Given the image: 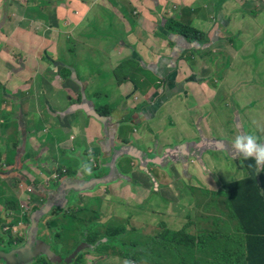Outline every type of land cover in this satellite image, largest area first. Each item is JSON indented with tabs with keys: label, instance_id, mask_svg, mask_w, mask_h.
<instances>
[{
	"label": "rangeland",
	"instance_id": "obj_1",
	"mask_svg": "<svg viewBox=\"0 0 264 264\" xmlns=\"http://www.w3.org/2000/svg\"><path fill=\"white\" fill-rule=\"evenodd\" d=\"M17 1L27 6L20 22L21 26L29 32L35 30L32 33L39 35L41 39L44 38L43 44L47 38V45H41L46 48L47 51L50 45L54 47L49 58L51 59V63L46 65L45 72L43 71V73H41L39 71L37 74L39 76H37L36 79L40 86L36 87V85H33L28 87V84L31 83V79L25 78L22 82L25 86L20 87L26 99H28L20 102V114L23 118L29 114L28 119H33V123L37 122V125L33 126L35 131H33L32 134L29 131H21L22 135L18 134V137L21 138L19 145L20 147L24 146L26 149H30L32 155L38 156V147L36 146V148L35 145L32 146L34 141L40 144V147L47 149V155L45 154L43 160L39 159V161L35 163L33 166L35 168L28 166L27 169H24L21 167L22 161L19 162V167L16 164L10 166L7 165L5 161H0V194L1 192L5 193L3 197H0V249L10 250L14 247L13 249L16 250L24 246L29 236L32 235L34 237L37 235V240L31 241L30 246H36L37 242L41 241L45 244L51 256L62 258V263L60 264H66L68 258L76 250L77 253L74 259H77V264H151L142 258H135L134 256L137 252L130 253L131 249L133 247V249H135L136 246H141L142 244L145 249L151 246L152 241L149 240L148 237L150 236L152 227L161 229V231L156 233H162L163 230L166 229H182L184 224L190 220L189 216H186V213L178 214V220H170L169 217L176 218V212L172 208L166 207L163 210L160 207H156L155 209H150L149 203L152 201V198L148 202L143 199L138 201L137 196H134L135 200L129 203L127 199H125V201H121V199L117 200V198H119L117 191L113 188L109 189L107 185L98 191L90 192L89 196L85 195L81 197L80 195H73L66 204H60L57 201L55 211L53 210L54 213L52 215H47V212L40 211L48 202L47 195L42 194L38 187L28 185V183L33 181V177H35L38 182H41L42 177L39 174L41 172L40 165L44 164L45 167L48 168V166L52 164L54 167H57L52 158H55L56 153H59V150L63 147L69 148V151L63 149L65 155H68L73 160H79L77 169L81 167L82 163H90L91 170L104 174L108 172V169L102 168L101 164L89 153L95 147H97L99 152L101 151L102 147L100 145H98V147L96 142H99L100 139H104L106 137L105 133L103 137L98 138L96 142L94 141V145L88 144L86 148L83 145L81 147H76L80 138L78 131L81 133L84 132V128L88 131L94 127H85L84 123L81 121L85 115L78 116L75 114V111L83 112V110H81L82 108L74 111L72 106L74 104L80 105L82 100L86 98L89 110L93 111L95 114H99V111H103V109L108 110L110 107L112 108V106L116 107L120 101H122L124 96L120 94L118 86L122 88L123 92H126L132 89L129 83L135 82L137 90H139L146 79L150 80L151 83L155 82V78L152 75L153 73L150 70L148 71L146 66L143 67L139 64V57L136 55L145 57L147 53L152 52L150 50H152V43L155 40V36L166 34L165 37H168V35L176 33L164 28L166 20L173 19L174 16L178 15L175 14L176 11H174L176 2L178 4L187 2L192 3L193 7L190 5L183 6L185 8H183L184 17L182 21L201 30L203 34H206V36L204 34L205 41L195 42L192 39V43L184 44V47H186L184 49V57L191 60L194 70L192 71L193 74L196 75L204 72V78H208L210 83L213 82L215 87L224 85L228 83V81L236 82L237 84H243L244 81V87L242 85V90L240 91L239 88L238 91H240L241 101L243 100V102L248 104H246L245 107L247 109H245L243 113V118L248 119L249 122L246 125V130L248 133L262 136L263 140L264 134L260 133V130L264 129V121L257 124L253 122L255 120L258 122L259 119L264 117V36L261 38L258 37V35L264 32V8L262 9L261 0H224L220 7L218 4H221L222 0H216V3L206 8L203 6L204 0H163L165 2V6L163 7L153 6V3L157 0H0V5L4 8V6L9 7L13 3L16 7L15 2ZM208 1L211 2L212 0ZM247 2H250V6H247ZM117 3H121V6L118 10H115ZM104 6H107L106 9ZM67 7L75 12L74 14L78 16V18H82L77 24V19H71L70 14L68 15L69 9H65ZM230 7H233V9H231L229 13ZM193 9L197 12H193ZM147 10L151 12L149 13ZM109 13L112 17L107 23L108 25H99L98 22L100 19L108 16ZM119 16H121L123 22L121 24L116 22ZM7 17L11 20V16ZM144 17L148 18L141 22H137L138 18L142 19ZM243 17H245L244 23ZM228 18H230V20H227ZM92 19L96 21L89 26L88 24L92 22ZM226 21L234 27L243 28V36L240 37L233 28L225 23ZM5 25H7L8 28H13L12 25ZM108 27L118 36L121 41L120 43H122L125 48H133L136 54L133 55L134 53L128 51L127 54H122L116 58L119 63L116 67V70L118 69L117 75H115V72L109 73L106 71L97 73L96 68H92L86 64L89 60V64H95L92 60L94 52H91L94 50L90 49L91 51H89L85 48L80 50L81 44L79 41L81 39L89 33L95 32V30H98V32L107 31ZM173 27H176L175 23L172 25V28ZM42 29H44V31L40 32ZM130 30L133 32L132 34ZM231 38H234V40H231ZM93 39V35H88L87 44H93ZM243 39L246 47L244 50ZM129 41L133 42L134 45ZM137 42L139 44H137ZM168 43L171 45L170 40ZM172 43V45H175L177 41L173 40ZM153 45L157 46L156 44ZM69 46H74L75 48L70 50ZM56 49L58 50L56 51ZM60 51L63 52L65 58L68 57L72 65L56 64V62L59 61V57L62 55ZM76 52L79 56L75 55L77 59H74L73 53L76 54ZM169 52L168 56L173 54L174 48ZM226 52L228 55L222 60L224 64H226V62L230 63L228 69L224 70L222 74L216 73V75L212 71L206 70L207 64L217 63L215 57H220L221 59ZM80 56L83 60L82 63L78 62ZM191 56L193 57L190 58ZM97 58L99 60L100 55H97ZM151 58H153V55H151ZM75 60L82 67V72L78 74L74 73L77 80L73 79L72 81L69 78L73 74L72 70H75L72 67L73 61ZM173 60L175 61V59ZM171 63L173 62L171 61ZM90 68L92 70H90ZM222 68L223 66L218 65V69ZM247 68L249 69L247 70ZM25 71L26 70H23L24 74L26 73ZM11 74L16 81L19 79L18 76L21 75L20 72H11ZM65 76L67 78H65ZM193 77L194 76L191 75L186 81H193ZM56 78L60 80L58 85L54 84ZM162 78L164 77L160 76V78H158L160 80L158 91L164 94L163 86L167 84V79ZM91 80L92 82H88ZM68 82L72 83V88L65 87ZM108 84H112V87H108ZM19 94L17 95L19 96ZM158 94L160 95V93ZM15 98L16 96L10 100H15ZM228 98L232 99V102H228L229 105L232 103V106H227L226 100H224L223 97L219 100L216 99L214 103L211 104V117H209L207 124L209 127L208 129H211L214 133L227 136L226 140L229 139L228 136L231 133L241 135L237 117L232 120L233 114L230 112L233 108V104L236 102L231 95H228ZM176 100L178 101V98L168 99L162 106L155 104V106H158L156 112L159 116L165 117L180 113V111L177 112L171 109V103ZM27 102L29 103L27 104ZM0 104L2 103L0 102ZM106 105L110 106L105 108ZM70 108L72 111L69 110ZM112 110H109L110 113H112ZM238 113L241 114L242 111ZM139 119L140 118L135 119V126L136 121ZM93 120L103 128V124L101 125L100 121L96 118H93ZM107 120L108 116H106V121ZM227 120H229V122ZM4 122H6L5 119ZM116 123L114 122V125H116ZM15 127H20V124L18 123ZM196 128L197 133H200L201 128ZM226 130L227 133L225 132ZM14 137L15 135H13V139ZM170 138L173 139L174 137ZM110 139L111 138H106L107 142L110 141ZM111 147L115 150L117 148L114 138ZM7 152L10 156L11 154H14V156L17 154L15 150ZM220 153L222 152L215 153L214 157H218L217 155ZM224 155V160L228 163L223 164L222 162L224 161L219 163V171L215 181L217 188L222 182L225 183L232 178L236 179L249 175L247 163H243L242 174V171L236 169L235 163L232 162L225 153ZM74 167L75 163L71 165L72 169ZM29 168H32V170L29 171ZM51 170L54 171V169ZM124 170L127 171L128 169L124 167ZM71 172L72 170L70 173ZM47 175L50 177L48 171ZM124 177L126 179L128 178L126 175H124ZM152 179L153 176L150 175L148 180H150L151 185L149 184L148 189H150L151 186V190L155 188ZM130 182H133V186H140L139 182L124 180V183H126L125 187H129ZM178 185H180L181 190H185L183 181H180ZM141 190L142 189L137 188V192ZM108 191L111 197L104 196ZM97 194H100L99 197L103 200V204L98 200L93 201L96 210L91 206L88 198ZM131 195L132 194H130V196ZM145 195L146 192L144 194L139 193L138 196L144 197ZM223 197L224 198L219 199L222 201L218 202L215 209L217 214L224 218V223L218 225L222 220L221 218H217L211 231L220 233L223 236L229 233L232 238L238 239L241 233L238 231L239 225L237 220L232 214V204L227 194L223 195ZM87 203L91 211L82 210L84 204ZM115 203H118L120 206H116ZM155 204L160 205V200L153 199V205ZM163 216L164 219L167 220L166 223L162 221ZM190 216H192V213ZM117 223L121 226V232L119 234L116 233V229L119 226ZM109 224L112 229L111 235H108L106 232L100 234L102 237L109 239V241L106 242V245H109V247L102 250V253L99 255L95 253V251H87V241L80 240L78 242L80 234L84 229L100 231L104 230ZM132 228L136 231H132ZM107 230L108 228H106V231ZM232 233H236L237 235L233 236ZM43 234L48 235L47 242L41 240ZM194 236H197V234ZM99 242L100 241L94 243V248H100L101 245H105ZM167 245L169 246V243H167ZM238 246L239 244L235 247L238 249ZM145 249L144 252L146 251ZM171 252H174L175 255L178 253L175 250ZM140 254L138 255L140 256ZM34 255L35 253L29 256V252H26L24 254L25 264H57L49 262L47 259L48 256L37 258L33 257ZM91 255L99 256V258L89 257ZM178 256L180 260L185 257L182 254ZM81 257H84L85 260H81ZM174 257L175 256H170V260L168 261L170 262ZM0 264L8 263L0 259ZM69 264H72V262Z\"/></svg>",
	"mask_w": 264,
	"mask_h": 264
},
{
	"label": "crops",
	"instance_id": "obj_2",
	"mask_svg": "<svg viewBox=\"0 0 264 264\" xmlns=\"http://www.w3.org/2000/svg\"><path fill=\"white\" fill-rule=\"evenodd\" d=\"M163 2V0H157L153 3V6L163 7L165 6V2ZM223 2L224 0H222L221 4H218V6L220 7ZM15 3L16 7L13 3L9 7L4 6V8L0 5V102L2 103L0 104V161H5L6 164L10 166H14L16 164L18 167L19 162L22 161L21 167L27 169L28 166L33 167L35 163L39 161V159L43 160L45 158V154L47 155V149L40 147V144H37L33 141L32 146H37L39 152L38 156H35L31 154L30 149H26L24 146L20 147L19 145L21 138L18 137V134L22 135L21 131H29L32 134V132L35 131L33 126L37 125V122L33 123V119H28L29 114H27L25 118H23L20 114V102L28 100L26 99V96L20 87L25 86L24 83H22L25 78L31 79V83L28 84V87L33 85H36V87L40 86L37 83L36 77L39 76L37 74L39 71L41 73H43V71L45 72L46 65L51 63V59L49 58L54 47L53 45H50L49 50L47 51V49L43 47L47 45V38L43 44L44 38L41 39L39 35L32 33L35 30L29 32L27 29L21 26L20 22L24 16L27 6L26 4L18 3V1ZM214 3H216V0H212L211 2L204 0L203 6L204 8L210 7ZM260 3L262 4L263 9L264 0H261ZM116 5L117 6L115 7V10H118V8L121 6V3H117ZM175 5L176 7L174 11H176L175 14L178 15L181 13L184 15V5H190L193 7L192 3L189 2L183 4H178L176 2ZM247 6H250V2H247ZM106 7L107 6H104L105 9ZM65 9L67 10L69 7ZM231 9H233V7H230L229 13ZM147 11L149 13L151 12L150 10ZM193 12L197 11L193 9ZM74 13L75 12L72 10H68V15L70 14L71 19L76 18L77 24L82 18H78V16H76ZM7 16H11V20H9ZM111 17L112 16L109 13L108 16L101 18L98 24L104 26L110 21ZM146 18L148 17H144L142 19L138 18L137 22H141ZM244 19L245 17H243V23L245 22ZM227 20H230V18ZM95 21V19H92V22L88 25L91 26ZM116 22L120 24L123 23L121 16L116 19ZM225 23L233 28L240 37L243 36V28L234 27L230 25L228 21ZM5 24L12 25L13 28H8ZM44 29H42L40 32L44 31ZM130 32L131 34L133 33L131 30ZM263 33L258 35V37L261 38L264 36ZM88 35L94 36L93 44H87ZM88 35L79 41L81 44L80 50L83 48L89 51H91L90 49L94 50L91 52H94L92 60L95 64H89L90 60L87 61L86 64L92 68H96L97 73L102 71L109 73L113 72V70L119 65L116 58L122 54H127L128 51L134 53L133 55H136L133 48H125V46L120 43L121 41L118 36L112 32L109 27L107 31L98 32V30H95V32L89 33ZM161 35L162 36H155V40L152 43V50H150L152 52L147 53L145 57L136 55L139 57V64L143 67L146 66V69L153 73L152 75L155 78V82L151 83L150 80L146 79L145 83L139 90H137L135 82L129 83L132 89L127 90L126 92H123L122 88L118 86L120 94H123L124 97L116 107L112 106V108L110 107V109H108V111L113 109L112 113H109L108 115L110 124L117 122L114 138L116 141V146H123V151L127 153L125 156H119L115 162V169L122 176L126 175L128 177L127 179L125 177L117 178L108 184V186L109 189L113 188L115 191H117V195L119 196L117 200L121 199V201H125V199H127L129 203L130 201L135 200L134 196H137L138 201L143 199L148 202L152 198V201L149 203L150 209H155L156 207H160L163 210L166 207L172 208L176 212V218L169 217L170 220H178V214L186 213V216H189L190 220L184 224L182 229L173 231H185L187 234L190 233L192 236L195 234L200 236L207 233H216L211 231L216 219L221 218L222 220L220 223H218V225L224 223V218L219 216L215 209V206L218 204V202L222 201L219 199L224 198V184L240 181L246 177H249L253 169L248 167V176L239 177L236 179L232 178L231 180H227L225 183L222 182V184L217 188L215 181L219 171V163L221 161H224L222 162L223 164L228 163L226 160H224V153L230 158L232 162L235 163L236 169L242 171V174L243 160L245 158H242V156H240L238 159L237 156L231 158L232 151H234L232 143L238 136L237 134L231 133L228 136L229 139L226 140L227 136L214 133L211 129H208L209 127L207 124L209 117H211V104L214 103L216 99L219 100L223 97V99L226 100L227 106H232V103L231 105L228 104V102H232V99L228 98V95H231L236 102L233 104V108L230 111L233 114L232 120L237 117L241 134H251L246 130V125L249 123L248 119L243 118L244 110L247 109L245 107L247 103L243 102V100L241 101L240 95V91L242 90L241 86L243 85L244 87L245 84L244 81L243 84H237L236 82L228 81V83H225L224 85L215 87L213 82L210 83L208 78H204V72L196 75L193 74L192 71L194 70L191 60L184 57V49L186 48L184 47V44L186 43L184 38L179 37V35L175 33L173 35H168V37H165L166 34ZM169 40L171 45L168 43ZM173 40L177 41L175 45H172ZM129 42L134 45L133 42ZM42 44L43 46H41ZM137 44L139 43L137 42ZM153 44H156L157 46H154ZM74 48V46H69L70 50ZM172 48H174V52L168 56L170 53L169 51ZM245 48V42L243 39V50ZM57 50L58 49H56V51ZM60 54L62 55L59 57V61L56 62V64H66L67 66L72 65L68 57H64L62 51H60ZM75 55L79 56L77 52L76 54L73 53V58L77 59ZM97 55H100L99 60ZM151 55H153V58H151ZM226 55H228L227 52L224 53L221 59L220 57H215L217 63H211L210 65L207 64L206 70L212 71L215 75L216 73L222 74L224 70L230 67L229 62L224 64V61L222 60ZM192 57L193 56L190 58ZM173 59H175V61ZM82 61L83 60L80 56L78 62L82 63ZM171 61L174 63V65L171 63ZM218 65L223 66V68L218 69ZM72 67L75 69L72 70L73 74L82 72V67L76 62V60L73 61ZM248 69L249 68H247V70ZM23 70H26L25 74ZM90 70L92 69L90 68ZM11 72L21 73V75L18 76V81H16V79L12 76ZM191 75L194 76L192 79L193 81L187 82L186 80ZM160 76L167 79V84L163 86L164 94L158 91L160 81L158 78H160ZM70 79L72 81L73 79H76L75 74ZM88 82H92V80ZM59 83L60 80H57L56 78V82L54 84L58 85ZM65 87L72 88V83L68 82ZM108 87H112V84H108ZM239 88L240 91H238ZM158 93H160V95ZM17 94H19V96ZM15 96V100H10ZM175 98H178V101L176 100L171 103V109L173 111L176 110L177 112L180 111V113H176L175 115L171 114V116L165 117L159 116V114L156 112L158 106H162L168 99ZM84 100L87 101L86 98H84ZM28 103L29 102H27V104ZM155 104L158 106H155ZM107 106L110 105H106L105 108H108ZM239 111H242V113L239 114ZM137 118L140 119L136 121L135 126L134 119ZM4 119L6 122H4ZM81 121L84 123L85 127H94L88 131H86L84 128V132L81 133L78 131V135L80 137L79 140H84L86 146H88V144H94V141L96 142L98 138L103 137V134L105 133L104 128L95 123L89 114L85 115ZM227 121L229 122V120ZM263 121L264 117L259 119L258 122H256V120L253 122L257 124ZM18 123L20 124V127H15V125ZM196 127L201 128L200 133H197ZM225 132L227 133V130ZM260 133L264 134V129H261ZM13 135H15L14 139ZM255 136L258 138V142L264 143V136L263 140L262 136ZM170 137L174 138L172 139ZM204 137L220 142L222 148H226V151L217 155L218 157H214V154H212L210 151H198L202 144L200 139ZM100 144L101 139L99 142H96L97 146ZM81 146L82 143H79L78 147ZM100 146L102 147L101 151L106 155V157H109V147H103L102 145ZM214 147H220L219 143H216ZM127 148H131L135 154L127 152ZM12 150L16 151L17 154L15 156L14 154H11L10 156L7 152ZM91 152L92 156L94 154L93 157L96 159L95 152H99L97 147L92 149ZM135 157H141V160ZM152 160H160V162L148 163L146 166L147 171H143L145 168L144 163L152 162ZM75 161L77 165L79 160ZM101 164H109V158L105 159L103 162H101ZM124 167L128 170H124ZM78 168H80L82 171L81 167ZM31 170L32 168H29V171ZM40 170L43 171V168L40 167ZM261 174L264 175V170H261L259 173L256 172L257 177ZM150 175L153 176L152 181L155 185V188L152 190L151 186L150 189H148L150 184L148 177ZM124 180L139 182L140 186H133V182H130L129 187H125L126 183H124ZM180 181H183L185 190L180 189V185H178ZM137 188L142 190L137 192ZM145 192L146 195L144 197L138 196L139 193L144 194ZM4 194V192H1L0 197H3ZM130 194L132 195L130 196ZM153 199L160 200L161 204L153 205ZM116 206L120 205L116 203ZM82 210L91 211L88 207V203L84 204ZM191 213L192 216H190ZM162 221L163 223L167 222V220L164 219V216L162 217ZM118 225L120 226V224ZM106 228L100 231H90L89 238L92 239L100 237L101 233L107 232ZM166 230H163L162 233H164ZM158 231H161V229L158 227H152V231L148 237L152 243H155V240L151 236L153 234L159 235L155 243L156 248L154 246V251L156 254L157 251L160 253V249H162L163 246H165V243H167L165 242L166 239H162L161 233H156ZM87 241L89 242V240ZM152 243L151 246L154 245ZM102 247L103 245H101L100 248L93 247V251L99 255L102 253ZM87 251L90 252V249H87ZM89 257L99 258V256L93 255Z\"/></svg>",
	"mask_w": 264,
	"mask_h": 264
},
{
	"label": "trees",
	"instance_id": "obj_3",
	"mask_svg": "<svg viewBox=\"0 0 264 264\" xmlns=\"http://www.w3.org/2000/svg\"><path fill=\"white\" fill-rule=\"evenodd\" d=\"M184 11V10H183ZM184 15L179 14L173 19H168L164 23V28L176 32L175 34L186 40V43L193 41H205L204 34L201 30L182 21ZM175 23L176 27L172 28ZM206 36V34H205ZM234 40V38H231ZM117 75L118 69L113 70ZM65 78H67L65 76ZM110 111L103 109L99 111L102 116H108ZM247 167L253 169L251 175L240 181L224 184L223 195L227 194L232 204V214L235 216L239 225L241 236L234 239L228 233L225 236L220 233H207L200 236L192 237L185 231L166 230L162 234L165 246L157 254L154 246L146 248L145 252L137 253L139 258L146 260L151 264H264V175L256 176L255 162L252 159H244ZM108 235L110 234L107 230ZM90 229H84L80 234L78 242L89 240V244L101 241L104 237L89 238ZM236 236V233H232ZM156 243L158 234L151 236ZM108 239V238H107ZM41 240L48 241V235L43 234ZM109 241V239H108ZM155 243H152L155 245ZM102 244V243H101ZM108 244V243H107ZM238 249L235 247L238 245ZM95 246V245H94ZM109 245H103L102 250ZM168 247V248H167ZM156 248V245H155ZM175 250L176 255L174 252ZM140 254V256L138 255ZM179 254L185 257L180 260ZM170 256H175L171 261ZM72 264H77L73 260Z\"/></svg>",
	"mask_w": 264,
	"mask_h": 264
},
{
	"label": "water",
	"instance_id": "obj_4",
	"mask_svg": "<svg viewBox=\"0 0 264 264\" xmlns=\"http://www.w3.org/2000/svg\"><path fill=\"white\" fill-rule=\"evenodd\" d=\"M81 106L84 107V109H82L83 115L89 114V116H91L92 119L96 118L98 121H100L101 125L103 124L102 126L105 129V136L106 137L101 140L100 145H102L104 147H106V146L111 147L113 138H115L116 125H114V124L110 125V122H109L110 120L108 119L106 121V116H102L98 113L95 114L93 111L89 110V105L84 99L81 102ZM72 109H74V107ZM69 110H71V108ZM87 112H89V113H87ZM134 121H135V119H134ZM106 138H111V139H110V141L107 142ZM200 140L202 141V144H201V148L198 151H201V152H203V151L209 152L210 151V152H212V154H215V152L217 153V152L226 151V148H222V145L220 144V142L208 139L206 137H204ZM216 143H219L220 147L215 148L214 146ZM123 145H125V144H123ZM126 145H128V144H126ZM122 147L123 146H118L116 148V150L113 149L112 147H111L112 149L109 148V150H110V156L108 157L109 158V164H101V166L102 165L107 166V167L102 166V168L108 169V172L105 173L104 176L97 177V178L91 177V176L88 177V175H91V173L90 174L85 173L83 171V169L81 171L80 168H78V169H76L75 173L73 175H71V177L65 178L57 186L51 187L50 189L40 190L42 192V194L47 195V197H48L47 204L45 205V207H42L40 209V211L47 212L46 213L47 215H52L55 211V205H56L57 201L60 204H66L68 202V200L73 195H77V194L70 195L71 192L82 193L84 191L85 192L93 191L98 185H108L112 181L116 180L117 178L124 177L121 174H119L115 169V162L119 158V156L121 157L122 155L125 156L127 154L123 151ZM127 149H128L127 152L135 154L131 148H127ZM235 156H237V159L240 157V155H237L234 151H232L231 158H233ZM135 158L141 160V157H135ZM242 158H244V157L242 156ZM154 162H160V160H155V161L152 160V162L144 163L145 168L143 169V171H147L146 166L148 163H154ZM69 180L72 181L73 188H71L69 190V192L66 193V189L69 186ZM84 193H82L80 196H83ZM37 238H38L37 235L34 237L32 235L29 236L28 241L24 244V246H22L21 248H18L16 250L13 249L14 247H12L10 250L0 249V259L5 260L8 264H25L24 254L26 252H29V256H32L33 253H35V255L33 257L42 258V257L48 256L47 259L49 260V262L57 263V264L62 263V258H56V257L51 256L50 253L48 252V250L46 249L45 244H43L41 241L37 242L36 246L35 245L30 246L31 241H33V240L36 241ZM44 250H46V251H44ZM31 251H33V252H31ZM36 252H37V255H36ZM76 253H77V250L71 254V256L66 261V264L73 262ZM30 259H31V257H30Z\"/></svg>",
	"mask_w": 264,
	"mask_h": 264
},
{
	"label": "clouds",
	"instance_id": "obj_5",
	"mask_svg": "<svg viewBox=\"0 0 264 264\" xmlns=\"http://www.w3.org/2000/svg\"><path fill=\"white\" fill-rule=\"evenodd\" d=\"M72 107H74L73 109L74 111L79 108L84 109V107L81 106V104L80 105L74 104ZM75 114L79 116L80 114H82V112L75 111ZM79 143H82V145L85 148L87 147L84 140L81 141L78 140L76 147H78ZM232 147L237 155L243 156L245 159H252L255 162L257 173H259L261 170H264V143L258 142V138L254 134L238 135L234 139L232 143ZM63 149L69 151V148L63 147L62 149L59 150V153H56V157L52 158V160L55 162L57 167H54L52 164H50L48 168L45 167L44 164L40 165V167L43 168V171L40 170L41 172L39 173L42 177L41 182L36 183V179L35 177H33V181L31 183H28V185L36 186L40 190L50 189L51 187H55L58 184H60V182H62L65 178L68 177L67 169L73 163H75L76 165V161L71 159L68 155H65ZM89 153L92 155L91 151ZM97 160L99 161V157L97 158ZM81 168L85 173L88 174L91 173L90 163H82ZM51 169H54V171ZM47 171L49 172L50 177H48Z\"/></svg>",
	"mask_w": 264,
	"mask_h": 264
},
{
	"label": "flooded vegetation",
	"instance_id": "obj_6",
	"mask_svg": "<svg viewBox=\"0 0 264 264\" xmlns=\"http://www.w3.org/2000/svg\"><path fill=\"white\" fill-rule=\"evenodd\" d=\"M63 68V67H62ZM71 74V73H70ZM72 76H74V74H72ZM72 76L70 77V78H72ZM69 78V79H70ZM101 152V153H100ZM100 152H95V155H96V159L99 157V163L101 164V162H103L105 159H108V157H106V155L102 152V151H100ZM93 156H94V154H93ZM105 163V162H104ZM76 169H77V165H75V167L72 169L71 168V166H69L68 167V169H67V173H68V177H71V175H73L74 173H75V171H76ZM72 170V172L70 173V171ZM102 175H104V173H101V172H97V171H95V170H91V175H88V177L89 176H91V177H95V178H97V177H101ZM44 182V181H43ZM36 183H38V181L36 180ZM40 183V182H39ZM104 187V185H98L93 191H88V192H82V193H84L83 194V196H85V195H90V192H95V191H98V190H100V189H102ZM71 188H73V186H72V182H70V180H69V186L67 187V189H66V193H68L69 192V190L71 189ZM82 193H73V192H71L70 193V195H73V194H79V195H81ZM110 192L108 191V192H106V194H104V196L105 197H110V194H109ZM100 196V194H97V195H95V196H92V197H89L88 199H89V203L91 204V206H93L94 208H95V206H94V203H93V201H100V203H102L103 204V200L99 197ZM116 204V203H115ZM96 209V208H95ZM97 210V209H96ZM102 210V209H101ZM100 210V211H101ZM89 211V210H88ZM96 227V226H95ZM107 228H108V231H109V233H110V235H111V233H112V229H111V226H110V224L107 226ZM132 231H136L134 228H132L131 229ZM121 232V226H118V228L116 229V233L117 234H119ZM102 237V236H101ZM108 241V239L107 238H103L102 239V242L100 241V243H102V244H106V242ZM93 244L92 243H88V249H90V252H92L93 251ZM134 248V247H133ZM131 249V251H130V253H142V252H144V249H145V247H144V245L142 244L141 246H136L135 247V249ZM137 253H136V255L134 256L135 258H139L138 256H137ZM91 259V258H90ZM75 260V259H74ZM77 260V259H76ZM81 260H85V258L84 257H81Z\"/></svg>",
	"mask_w": 264,
	"mask_h": 264
}]
</instances>
